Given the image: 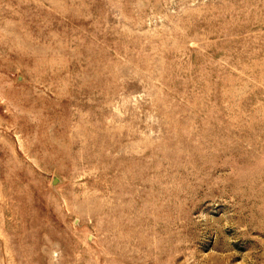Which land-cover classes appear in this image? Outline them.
<instances>
[{"label":"rangeland","instance_id":"rangeland-1","mask_svg":"<svg viewBox=\"0 0 264 264\" xmlns=\"http://www.w3.org/2000/svg\"><path fill=\"white\" fill-rule=\"evenodd\" d=\"M0 264H264V0H0Z\"/></svg>","mask_w":264,"mask_h":264}]
</instances>
